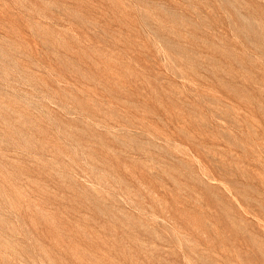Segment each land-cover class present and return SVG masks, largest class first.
Listing matches in <instances>:
<instances>
[{"label": "rangeland", "instance_id": "obj_1", "mask_svg": "<svg viewBox=\"0 0 264 264\" xmlns=\"http://www.w3.org/2000/svg\"><path fill=\"white\" fill-rule=\"evenodd\" d=\"M0 264H264V0H0Z\"/></svg>", "mask_w": 264, "mask_h": 264}]
</instances>
